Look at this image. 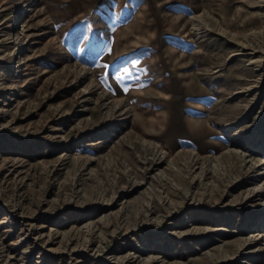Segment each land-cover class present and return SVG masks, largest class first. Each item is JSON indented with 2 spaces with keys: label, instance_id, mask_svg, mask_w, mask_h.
Masks as SVG:
<instances>
[{
  "label": "rangeland",
  "instance_id": "1",
  "mask_svg": "<svg viewBox=\"0 0 264 264\" xmlns=\"http://www.w3.org/2000/svg\"><path fill=\"white\" fill-rule=\"evenodd\" d=\"M258 160L264 0H0V264H264Z\"/></svg>",
  "mask_w": 264,
  "mask_h": 264
},
{
  "label": "bare ground",
  "instance_id": "2",
  "mask_svg": "<svg viewBox=\"0 0 264 264\" xmlns=\"http://www.w3.org/2000/svg\"><path fill=\"white\" fill-rule=\"evenodd\" d=\"M263 162L262 161H259L258 162H255V163H251V167H256V169L258 170V173H257V176H260V177H263L264 178V168L262 169L261 168V164ZM250 198H255V199H258L260 200V202L257 204L256 206V209H257V212L258 213H263L264 212V200H262V198H264V179L262 182H260L259 185H255L251 190H250V193H249V196ZM262 220V219H261ZM256 223H253L252 225L253 226H258L261 227V225L263 223L260 222V220L258 221H255ZM263 235H260L259 232H256L254 235H252V239L250 241V243H257L258 240L262 237ZM262 247V246H261ZM262 250V253L264 254V246L261 248ZM259 251V250H258Z\"/></svg>",
  "mask_w": 264,
  "mask_h": 264
}]
</instances>
